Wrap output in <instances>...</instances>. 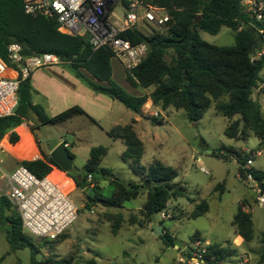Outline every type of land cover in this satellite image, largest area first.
<instances>
[{
	"label": "trees",
	"instance_id": "1",
	"mask_svg": "<svg viewBox=\"0 0 264 264\" xmlns=\"http://www.w3.org/2000/svg\"><path fill=\"white\" fill-rule=\"evenodd\" d=\"M143 1L165 8L171 19L161 30L147 32L135 29L121 34V37L132 45L146 43L148 46L146 58L131 72H126L127 82L133 87L152 88L149 97L154 105L163 110L170 107L184 110L189 121L193 123L202 119L214 105L217 113L229 121L238 117V120L225 130L228 138L244 141L247 133L252 132L260 144L264 145V115L261 105L253 98L254 90L262 83L260 73L264 68V56L252 60L258 46L264 45V35L246 27L241 28L239 21L244 15L241 13L240 0ZM225 27L236 32L233 46L212 45L200 36V32L218 35ZM254 41L256 46L254 51H251L250 47ZM12 43L21 45L25 56L53 54L69 62L76 71L86 70L96 80L88 81L93 90L114 97L126 109L138 116L143 115L142 109L148 96L131 95L113 79L110 49L93 51L87 38L61 34L56 20L26 15L21 0H0V58L5 61H8L7 48ZM169 51H172V54L168 60ZM18 96L15 114L0 119V142L8 136L11 144H17L20 136L15 130L26 120L34 123L35 128L31 129L33 132L45 125L62 124L76 116H85L93 121L80 107H72L53 118L48 117L42 106L32 102L30 78L20 83ZM147 119L153 124L161 123L158 118ZM135 123L133 120L126 126H116L107 134L112 139H121L125 144L126 150L121 158L129 163L132 172L140 178L139 183L119 181L111 170L102 168L101 162L107 155L108 148L101 145L91 149L83 175L66 174L78 187L88 175L93 176L95 186L88 190L94 192V196H88L89 203L93 205L124 208L126 203L145 193L147 200L141 208V215L146 222H153L154 216L166 210L170 200L186 195V188L175 181L178 174L172 167L160 161H155L148 168L140 165L144 145L135 130ZM22 129L28 132L25 127ZM214 154L223 158L235 157L239 164V174L243 175L241 166L244 165L246 156L226 147L215 150ZM71 156L74 159L73 154ZM20 165L40 179L50 175L54 167L60 169L50 155L43 152L41 159L24 160ZM253 174L256 179L264 178L263 171L254 169ZM97 176L111 179L115 187L111 198H104L97 190ZM223 190L222 184L215 188V191L220 193H223ZM3 204L9 205V201L4 197L0 198V208ZM246 206L244 203L238 206L232 225L235 233L241 236L246 244H250L255 240L254 223L251 214L245 211ZM208 211L207 201H202L195 207L191 218L201 217ZM11 221L12 227L7 233L11 248L29 249L32 264H48L37 261L39 249L32 241L33 237L24 233L21 217H15ZM132 221H135V218ZM118 228L119 223L113 227L114 234H117ZM162 230L160 238L167 247L173 248L176 245L174 239L164 228ZM197 239L198 234L191 237V241ZM261 244L263 253L258 264H264V231L261 233ZM209 252L210 256L224 262L234 256L237 250L233 249L230 243L211 244ZM82 264L98 262L91 258Z\"/></svg>",
	"mask_w": 264,
	"mask_h": 264
},
{
	"label": "rangeland",
	"instance_id": "2",
	"mask_svg": "<svg viewBox=\"0 0 264 264\" xmlns=\"http://www.w3.org/2000/svg\"><path fill=\"white\" fill-rule=\"evenodd\" d=\"M121 10L118 9L119 13ZM167 13L169 14L168 10ZM141 30L151 32L155 29L144 26ZM235 34V31L226 27L215 36L200 32L204 41L216 46H233ZM171 54L172 51H169L168 60ZM261 56H264V45H259L254 54L256 59ZM113 68L117 83L125 88L121 67L113 62ZM260 77L264 80V68ZM262 93L264 87L260 93L254 94L258 103ZM120 106L126 110L123 105ZM142 117L144 121L149 122L150 141L144 140V154L140 165L148 168L155 161H160L172 167L178 174L175 181L186 188V195L170 200L163 211L169 218L162 219L160 213L154 216L153 222H146L141 210L136 209L142 208L145 204L147 200L145 193L138 199L126 203L124 209L105 207L102 204L93 205L88 201V196H94L93 191L88 193L81 191L74 182L65 178L59 171H55L51 178L56 180L65 192L73 190L69 198L77 208V220L56 241L32 238L39 249L37 261L48 264H82L95 258L98 264H176L181 249L191 242V237L195 234H198L199 238L202 235L204 239L213 243L227 244L237 208L242 203L247 205L248 201L254 209L255 235L258 237L248 244L250 247L245 250L244 247L236 249L235 255L225 259L224 264H239L242 259L248 260L247 264H258L263 253L261 233L264 231V204L260 206L257 194L244 179L238 177L239 164L236 158L218 157L214 151L222 147L233 148L242 156H246V160L257 151H261L262 155L254 158V167L264 170V145L260 144L252 132L247 133L244 141L228 138L225 130L238 120V117L229 121L217 113L214 105L197 123L189 121L184 110L174 108L163 111L158 118L160 124H153L146 119L148 118L146 115ZM79 120L85 121V118ZM30 127L35 128L31 125ZM105 127H108V124L103 122L101 125L89 124L86 128L80 129L78 137L82 142L72 134H67L65 127L48 125L36 131L35 139L31 138L30 134L25 133L24 137L19 134L20 141L12 144L13 148L3 140L2 145L7 155L0 156L3 158L0 163L2 170L0 174L11 173L10 169L13 167L16 169L21 161L35 160L33 157L38 151L42 158V152L48 151L54 143L62 139L63 142L68 141L72 145L68 150L75 155L70 175H83V168L90 158L91 149L101 145L108 148V154L102 160L101 167L111 170L119 181L139 183L140 178L132 172L129 163L121 158L126 150L125 144L119 140H112L106 130H103ZM42 148L45 151H42ZM197 159H200V162H197ZM201 168L208 172V175L202 172ZM97 183V190L102 196L111 198L115 189L111 179L97 176ZM219 184L223 186V193L215 191ZM202 201H207L209 211L196 219L191 218L195 207ZM133 218L135 221H132ZM117 223L119 228L117 234H114L113 227ZM157 225L172 236L176 244L173 248L167 247L160 234L155 231ZM239 242L238 239L237 243ZM0 244L1 247L5 244L9 253L6 256L3 254L5 256L3 264H32L30 250L10 251L3 233L0 234Z\"/></svg>",
	"mask_w": 264,
	"mask_h": 264
},
{
	"label": "built area",
	"instance_id": "3",
	"mask_svg": "<svg viewBox=\"0 0 264 264\" xmlns=\"http://www.w3.org/2000/svg\"><path fill=\"white\" fill-rule=\"evenodd\" d=\"M24 13L29 16H41L54 19L58 31L63 35L85 37L93 51L110 49L112 59L123 65L126 72H131L147 56L146 43L132 45L121 34L128 30L151 26L161 30L171 17L165 8L146 4L143 0H21ZM241 28L255 30L264 35V0H240ZM121 8V13L118 9ZM7 60L0 58V119L15 114L19 102V86L31 73L39 68L69 64L53 54H33L25 56L22 46L12 43L7 48ZM261 55V54H260ZM252 60H257L255 57ZM264 87V86H263ZM159 118V113H152ZM68 146V145H67ZM5 151L0 142V154ZM260 151L248 158L241 166L244 179L257 194L259 204H264V178L256 179L254 158ZM35 160L41 159L37 154ZM200 162V159H197ZM59 171L68 180L73 181L65 172L53 168L50 175L40 179L26 167L18 165L8 176L10 188L1 197H5L18 211L25 234L34 238L51 241L58 239L77 220V208L56 180L53 172ZM201 171L208 175L203 168ZM88 188H94L92 175H88ZM162 219L169 218L161 213ZM209 246L205 241L195 240L186 244L180 251L176 264H224L215 256H210ZM242 259L239 264H247Z\"/></svg>",
	"mask_w": 264,
	"mask_h": 264
},
{
	"label": "crops",
	"instance_id": "4",
	"mask_svg": "<svg viewBox=\"0 0 264 264\" xmlns=\"http://www.w3.org/2000/svg\"><path fill=\"white\" fill-rule=\"evenodd\" d=\"M113 62H116L121 67L124 73V80H125L124 85H125V88H127V90L124 87L123 88L128 93H130L131 95L137 96V97L148 96L147 103L142 109V114H143L142 116L146 115L148 117H152L151 116L152 113H159V115H162L163 111H170L172 109V107H170L167 110H163L161 107L154 105L153 101L149 97L153 90L152 88L144 89L140 86L139 87L131 86L126 80V70L123 67V65L119 63L118 61L112 59L111 65H112L113 79L115 81H116V78L114 75ZM60 66H64L65 68H59ZM60 66L39 68V69L34 70L31 73L29 78H30V84H31L33 104L42 106V108L44 109V112L50 118H53L72 107H80L86 112V114L93 121H91L89 118L85 116H76L70 120H67L66 122L62 124L48 125V126H55V127L63 126L65 127V132L67 134H72L79 142H82L78 137L79 130L82 128H86L89 124L101 125L103 122H106L108 124V127H105V129L103 130H106V132L108 133L114 127L126 126L134 120L136 121L135 130L140 140L142 141L143 145H144V140L150 141V137L148 136V123H149L148 121H144L142 116H138L126 108H125L126 110H123V108H121L120 106L122 104L116 98L93 90L89 86L88 81L91 80V81L96 82V80L86 70L80 69L79 71H76L70 64H65V65H60ZM263 86H264V80H262V83H260L259 86L254 90L253 92L254 100H256L254 97V94L260 93V90ZM150 89H151V92L148 93ZM259 103L261 105V109L263 113L264 93L261 94ZM160 108L162 110H160ZM129 111L133 113V115ZM81 118L82 119L85 118V121L84 120L80 121L79 119ZM30 125L32 127L35 126L33 122L26 120L25 123L22 126L18 127L15 131L17 132L18 135L20 134L21 137H24V134L26 133V134H30L31 138L35 139L36 131L38 129L34 131L35 133L34 134L31 131L32 128L30 127ZM22 127H25L28 132H25L22 129ZM112 140L122 141L121 139H112ZM4 141H6V143L11 145V147L13 148V145L9 143L8 136L4 138ZM62 142H63L62 139L58 140L56 143H54L53 146H51L48 149V151H45L42 148V151H45L43 153L51 154V152ZM67 145H68V149L72 146L70 143H67ZM125 149H126V146H125ZM69 152L73 154L74 159H75L74 153H72L71 151ZM1 155H7V154H5V151H4L3 153L0 154V156ZM38 155L41 158L39 151H38ZM261 155H262V152L260 151V155L256 157H259ZM2 161H3V158H0V163H2ZM14 169L15 167L10 169L11 173L13 172L12 170ZM254 169L264 172V170L260 168L254 167ZM11 173L3 172L0 174V194L2 193L4 194L6 191L9 190L10 182H9L8 176ZM0 198L2 197L0 196ZM124 208H119V209H124ZM136 209L141 210V208L139 207H137ZM245 211L250 213L252 216V220L254 223V233H255V217H254L255 213H254L253 207L250 205L248 201H247V206L245 207ZM15 217H20L17 209L10 203L9 205L3 204L2 208H0V234L1 233L5 234L6 240H7V233L11 230V227H12L11 219H14ZM257 237L258 236L255 235V239ZM238 239L240 240L239 243H237ZM197 240L205 241L210 245L217 244L207 239H204L202 235ZM226 242L227 244L230 243L232 248L235 250L236 249L239 250L242 247H244V250H245L247 247H250V245L244 242L241 236L235 233L234 226H232L230 236ZM7 243H8V240H7ZM221 245H226V243L221 244ZM176 248L177 247H175V249ZM8 249L10 251H18V250L12 249L10 244H9ZM3 254H5L6 256L9 253L7 252L5 244H3V247H1V244H0V264H3L5 261V256Z\"/></svg>",
	"mask_w": 264,
	"mask_h": 264
},
{
	"label": "water",
	"instance_id": "5",
	"mask_svg": "<svg viewBox=\"0 0 264 264\" xmlns=\"http://www.w3.org/2000/svg\"><path fill=\"white\" fill-rule=\"evenodd\" d=\"M256 46V41L253 42L250 47L251 51H254ZM50 157L56 163V165L65 173H69L73 169V158L68 150L66 143L59 144L50 154ZM81 191L88 192L89 188L87 186L86 180L82 181L78 187ZM155 231L162 235L163 230L160 225L155 226Z\"/></svg>",
	"mask_w": 264,
	"mask_h": 264
}]
</instances>
